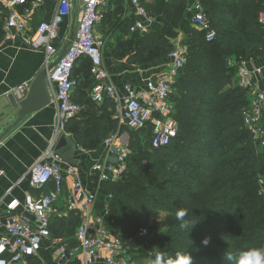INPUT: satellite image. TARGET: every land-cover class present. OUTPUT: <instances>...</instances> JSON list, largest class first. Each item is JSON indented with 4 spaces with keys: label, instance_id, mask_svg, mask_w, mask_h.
<instances>
[{
    "label": "trees",
    "instance_id": "1",
    "mask_svg": "<svg viewBox=\"0 0 264 264\" xmlns=\"http://www.w3.org/2000/svg\"><path fill=\"white\" fill-rule=\"evenodd\" d=\"M143 2L162 30L131 32L134 19L119 7L105 11L99 27L105 47L131 64L165 59L180 42L186 63L170 95L177 136L154 147L152 121L129 129L112 97L95 102L88 58L73 73L78 83L72 99L84 108L66 129L84 149L128 132L127 172L118 180L91 178L110 197L107 227L120 237L127 258L118 264H187L189 256L191 264H228V251L264 248V146L244 123L250 89L234 84L237 60L247 64L264 57V0H201L217 32L213 41L192 24L193 11L184 0H155L151 10ZM8 14L0 5V36ZM52 189L53 183L43 187V194ZM157 211L166 212L167 221L154 223ZM68 212L52 217L50 231L71 251L81 217L77 210ZM181 213L194 222L189 233L180 227Z\"/></svg>",
    "mask_w": 264,
    "mask_h": 264
},
{
    "label": "built area",
    "instance_id": "2",
    "mask_svg": "<svg viewBox=\"0 0 264 264\" xmlns=\"http://www.w3.org/2000/svg\"><path fill=\"white\" fill-rule=\"evenodd\" d=\"M74 0H56L57 8L51 20L41 22L31 34L25 31L30 23V7L40 5L43 0H0L8 16L4 30L9 36L23 33L24 40L36 49H44L47 64L58 55V28L71 13ZM174 1V0H172ZM80 20L76 39L68 46L64 55L49 71L47 84L54 94L57 108L55 121V139L51 147L37 159L32 166L31 183L34 187L43 188L53 183V189L47 194L34 199L30 198L27 210L37 218L34 224L27 214L14 213L7 223L0 222V264H18L27 256L35 253L40 247L43 237H50V224L55 203L65 191V179L71 176L74 187L66 191L68 210H77L81 217L76 231L78 245L71 251L61 238H54L59 244L62 256L81 253V264H118L126 263V250L118 236H114L107 227L109 216L108 206L101 213L96 211L98 193L88 189L82 180L77 166L68 164L62 167V159L54 154V146L60 135L67 132V124L82 110L81 105L74 102L72 95L77 86L73 73L77 63L82 58L90 59L91 72L96 84L92 89V99L101 103L105 96L112 97L116 102L117 116L129 129H139L148 122L153 123L152 144L154 147L170 143L179 132L178 122L172 116L170 95L176 77L182 72L186 63L185 49L177 41L176 48L171 52L172 63L166 71L149 79L145 89L126 84L125 96L120 102L117 98L116 87L103 61V42L98 36V25L104 18L110 0H81ZM136 6V19L131 32L144 34L152 31V18L141 5V0H133ZM25 6V12H18L14 7ZM13 9V10H12ZM192 24L206 32L207 39L213 41L216 30L212 26L201 0L192 5ZM259 20L264 24V10L259 14ZM260 72V69L257 70ZM238 85L250 89V104L244 109L243 117L246 127L254 134L255 139L264 146V86L258 88L247 69L246 63H240L236 74ZM29 91L27 84L15 89L18 99H24ZM68 133V132H67ZM69 134V133H68ZM109 155L107 159L94 165L93 171L98 175L99 182L118 180L127 172L131 150L128 144L121 143L120 134H111L106 139ZM263 184V180H260ZM14 207V206H13ZM1 213V209H0Z\"/></svg>",
    "mask_w": 264,
    "mask_h": 264
},
{
    "label": "crops",
    "instance_id": "3",
    "mask_svg": "<svg viewBox=\"0 0 264 264\" xmlns=\"http://www.w3.org/2000/svg\"><path fill=\"white\" fill-rule=\"evenodd\" d=\"M147 8L150 9L155 0H142ZM188 8L197 0H184ZM1 10L5 9L2 4ZM110 5V6H109ZM107 6V13L117 7L122 8L126 16L137 17L136 6L133 0H111ZM31 6V5H30ZM30 8V23L26 34H31L34 29L43 21L52 19L57 8L56 0H43V2ZM81 0H74L71 13L66 17L58 28V55L51 59L50 63L56 61L68 46L76 39L80 20ZM27 7L17 6L14 10L25 12ZM13 10V9H12ZM151 10V9H150ZM152 18V31L162 30L161 22ZM0 36V113L1 107L7 103L6 96L15 93V89L22 84L30 87L38 74L46 67L47 57L44 49H36L24 40L23 33H15L9 36L4 30ZM98 36L103 39L98 25ZM179 38L178 40H181ZM103 61L106 69L112 77V82L116 87L117 98L121 102L125 96V85L131 84L138 89H145L147 81L168 69L172 63V58L151 61L142 64H131L127 59L120 58L113 54L110 49H103ZM238 63L239 60H238ZM251 73L255 85L260 89L264 86V57L251 61L246 64ZM260 69V72L257 70ZM77 75L84 78L81 72L76 71ZM234 84H237L236 78ZM29 92V91H28ZM52 101L47 107L34 112L13 127L0 141V222L7 223L12 214H27L32 222L36 224L37 218L27 210V203L30 198L37 199L43 195L42 188L34 187L31 183L32 166L54 142L56 131L55 121L57 108L54 103V94L51 91ZM115 102V107L117 102ZM84 108L83 105L81 106ZM13 112L9 111L7 116L0 119V127L14 123ZM121 120V119H120ZM124 124V122L121 120ZM125 125V124H124ZM71 136L72 134L69 133ZM73 137V136H72ZM121 143H129V135L125 130L120 133ZM74 139V138H73ZM75 141V140H74ZM109 155L106 141L95 149H84L81 146L75 154L78 160L77 167L81 173L84 185L91 191L98 193V203L96 211L101 213L108 206L107 193L103 191L99 184L93 186L91 178L95 175L93 167L96 163L107 159H114ZM68 163L62 160V167L66 168ZM64 194L54 205L53 218L66 217L68 215L66 191L74 187L73 179L67 176L65 179ZM14 206V207H13ZM2 230H0L1 232ZM59 244L54 241V236L43 237L38 250L27 256L18 264H81V253H73L62 256L59 251ZM96 264H105L97 262Z\"/></svg>",
    "mask_w": 264,
    "mask_h": 264
},
{
    "label": "water",
    "instance_id": "4",
    "mask_svg": "<svg viewBox=\"0 0 264 264\" xmlns=\"http://www.w3.org/2000/svg\"><path fill=\"white\" fill-rule=\"evenodd\" d=\"M64 53L56 61L48 63L38 74L24 99H18L14 93H9L6 96L7 103L1 107L0 119L5 118L7 113L11 111L13 112L14 123L0 127V141L13 127L17 126L29 115L50 105L52 97L47 84L48 73L55 66L56 62L62 58ZM78 147L79 145L74 141L73 137L64 132L56 141L53 151L64 162L77 166L78 160L75 159V154Z\"/></svg>",
    "mask_w": 264,
    "mask_h": 264
},
{
    "label": "clouds",
    "instance_id": "5",
    "mask_svg": "<svg viewBox=\"0 0 264 264\" xmlns=\"http://www.w3.org/2000/svg\"><path fill=\"white\" fill-rule=\"evenodd\" d=\"M185 214H180V227L188 233L192 229L194 222L191 219H184ZM207 243V240L204 241ZM228 264H264V248L251 246L245 250H231L225 255ZM187 264H191V257Z\"/></svg>",
    "mask_w": 264,
    "mask_h": 264
},
{
    "label": "rangeland",
    "instance_id": "6",
    "mask_svg": "<svg viewBox=\"0 0 264 264\" xmlns=\"http://www.w3.org/2000/svg\"><path fill=\"white\" fill-rule=\"evenodd\" d=\"M103 25L102 26H100L99 27V30H100V33L103 35L104 33H103ZM121 33V31H119L118 32V35ZM104 36V35H103ZM105 39V38H104ZM104 39H102L101 37H100V40L103 42V49H107L105 46H106V42H108V41H106V40H104ZM237 62H238V60H237ZM240 64V63H239ZM97 186V184H96V182H94V184H93V186ZM167 217H168V215H167V213L166 212H164V211H157L156 212V214L154 215V217H153V221H154V223H156V224H162L163 222H165V221H167Z\"/></svg>",
    "mask_w": 264,
    "mask_h": 264
}]
</instances>
